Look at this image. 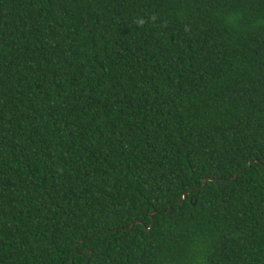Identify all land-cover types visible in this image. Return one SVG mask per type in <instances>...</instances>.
<instances>
[{
    "label": "trees",
    "instance_id": "1",
    "mask_svg": "<svg viewBox=\"0 0 264 264\" xmlns=\"http://www.w3.org/2000/svg\"><path fill=\"white\" fill-rule=\"evenodd\" d=\"M0 264H264V0H0Z\"/></svg>",
    "mask_w": 264,
    "mask_h": 264
},
{
    "label": "water",
    "instance_id": "2",
    "mask_svg": "<svg viewBox=\"0 0 264 264\" xmlns=\"http://www.w3.org/2000/svg\"><path fill=\"white\" fill-rule=\"evenodd\" d=\"M208 180H211V179H208ZM208 180H204L203 181V186L206 184V182L208 181ZM203 186H202V188H203ZM185 199V196L183 197V199L179 202V203H183V200ZM170 212V208H169V210H168V213Z\"/></svg>",
    "mask_w": 264,
    "mask_h": 264
}]
</instances>
